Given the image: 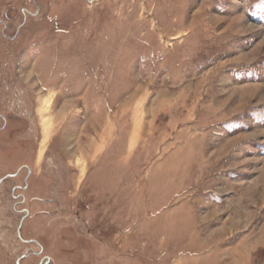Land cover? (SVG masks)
<instances>
[{"label": "rangeland", "instance_id": "obj_1", "mask_svg": "<svg viewBox=\"0 0 264 264\" xmlns=\"http://www.w3.org/2000/svg\"><path fill=\"white\" fill-rule=\"evenodd\" d=\"M0 20L28 195L55 201L19 237L0 187V264H264V0H0Z\"/></svg>", "mask_w": 264, "mask_h": 264}, {"label": "flooded vegetation", "instance_id": "obj_2", "mask_svg": "<svg viewBox=\"0 0 264 264\" xmlns=\"http://www.w3.org/2000/svg\"><path fill=\"white\" fill-rule=\"evenodd\" d=\"M1 21V20H0ZM7 29V27H6ZM4 37L6 35L3 34ZM2 92V89H1ZM0 92V187L5 186L10 189L9 197L14 202V212L21 215L16 234L21 236L23 222L30 218V211L26 204L33 203H53L52 198H45L36 195H28L32 188H41L38 183L33 186L31 183L35 179L34 167L38 153V137L35 125L31 122L32 114L28 113L23 97L20 95V104L15 105L14 100H7ZM11 99V97H10ZM43 178V174L39 175ZM41 180V179H40ZM40 213L45 214L44 211ZM36 213L35 216L40 215ZM18 235V236H19ZM27 243L41 247L38 242L28 240ZM36 254V253H35ZM25 256H23L24 258ZM19 264V261H18ZM39 264H45L44 261Z\"/></svg>", "mask_w": 264, "mask_h": 264}, {"label": "water", "instance_id": "obj_3", "mask_svg": "<svg viewBox=\"0 0 264 264\" xmlns=\"http://www.w3.org/2000/svg\"><path fill=\"white\" fill-rule=\"evenodd\" d=\"M19 235V234H18ZM19 237H20V235H19ZM17 264H18V262H17Z\"/></svg>", "mask_w": 264, "mask_h": 264}, {"label": "bare ground", "instance_id": "obj_4", "mask_svg": "<svg viewBox=\"0 0 264 264\" xmlns=\"http://www.w3.org/2000/svg\"><path fill=\"white\" fill-rule=\"evenodd\" d=\"M46 126V125H45Z\"/></svg>", "mask_w": 264, "mask_h": 264}]
</instances>
